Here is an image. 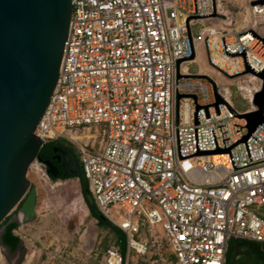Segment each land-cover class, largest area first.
Wrapping results in <instances>:
<instances>
[{
	"label": "built area",
	"instance_id": "2783aa9c",
	"mask_svg": "<svg viewBox=\"0 0 264 264\" xmlns=\"http://www.w3.org/2000/svg\"><path fill=\"white\" fill-rule=\"evenodd\" d=\"M254 1L249 14L264 17ZM71 6L58 79L34 134L42 146L75 148L96 207L124 233L125 256L111 247L102 264L145 255L144 226L160 228L174 264H224L230 239L264 243V124L241 142L247 122L231 108L243 112L218 86L225 103L208 81L185 77L205 74L190 71L202 51L223 77L256 79L252 100L264 71V44L252 32L262 35L213 23L217 0Z\"/></svg>",
	"mask_w": 264,
	"mask_h": 264
},
{
	"label": "water",
	"instance_id": "95a60500",
	"mask_svg": "<svg viewBox=\"0 0 264 264\" xmlns=\"http://www.w3.org/2000/svg\"><path fill=\"white\" fill-rule=\"evenodd\" d=\"M252 4L262 5L264 0ZM71 10V0H0V251L11 264H19L25 255L24 243L15 231L31 222L36 212L37 188L29 181L28 170L36 162L48 179V174L54 175L51 162L38 161L42 143L34 130L58 79ZM252 34L264 44V36ZM248 72L251 71L247 69L245 73ZM255 75L261 80L260 89L251 100L256 109L237 113L231 108L247 122L241 142L264 124V71ZM185 77L208 81L217 103H225L218 94L216 81L209 75ZM215 152L218 151L199 154ZM76 171L73 159L71 174ZM74 179L77 178L49 181L54 184ZM81 200L89 213L82 197Z\"/></svg>",
	"mask_w": 264,
	"mask_h": 264
},
{
	"label": "rangeland",
	"instance_id": "374dc122",
	"mask_svg": "<svg viewBox=\"0 0 264 264\" xmlns=\"http://www.w3.org/2000/svg\"><path fill=\"white\" fill-rule=\"evenodd\" d=\"M250 1L251 0H217V19H215L213 23L223 24L228 26V28L238 31L249 29L258 34L260 33L257 29L262 27L260 30L264 32V17H253L249 14L248 6ZM247 15L249 18H247ZM249 19L256 20L259 27L251 29V24L248 21ZM227 21L231 23L230 26L227 25ZM263 35L264 34H262V36ZM198 64L200 65V63L196 62L191 64L190 71L202 72ZM209 76L214 80L217 79L215 75ZM224 78L225 79H220V87L226 90L228 89L227 98L232 106L240 112L249 110L251 108V97L248 96L244 86H253V82L250 83L247 82V80ZM92 141H95L97 144L99 139L96 138ZM34 164L36 166H41L36 162ZM45 174L44 171L43 178L46 179L50 185H55L49 181ZM27 177L37 188V204L34 219L27 223L30 226L27 227L24 224L15 231V234L27 245L24 258L19 264H102V258L106 251L111 247H117L113 233L109 229L96 227L97 223L90 217L89 213H87L86 218L82 220H78L76 217H69V213L65 206L59 208L48 200L39 177L33 170H28ZM58 183L62 184V197L67 199V203L73 198V194L70 191L73 183L77 185L79 194L82 197L80 184L77 179ZM260 213L262 217H264V208L260 210ZM88 229L93 233V239L90 245L86 247L84 236ZM155 231L156 230H154V232ZM138 237L147 242V253L143 256L130 254L127 259V264H174V256L170 245L163 237L162 233H151L148 231V228L144 226ZM86 248H90V250L86 251ZM4 260L7 259L2 256L0 251V264H3L5 262ZM5 264L11 263L7 260ZM13 264L17 263L14 262Z\"/></svg>",
	"mask_w": 264,
	"mask_h": 264
},
{
	"label": "bare ground",
	"instance_id": "6f19581e",
	"mask_svg": "<svg viewBox=\"0 0 264 264\" xmlns=\"http://www.w3.org/2000/svg\"><path fill=\"white\" fill-rule=\"evenodd\" d=\"M247 18H249V16ZM252 19H249L248 20L249 23L251 24L250 28L251 29L252 28L255 29V27H259V25L257 24V21L256 20H252ZM230 24L231 23L229 21H227V25L230 26ZM261 24H263V23H261ZM260 29H262V27H260L259 29H257V31L260 33V35L264 34V32L262 30H260ZM195 62L196 63H200V65L199 64L198 65L201 67L202 72L206 73L207 75L208 74L209 75H215V77H217V79L215 80L216 81V84H217L218 87H220V85H221L220 84V79L221 78L222 79H225V78L223 76H221L218 72H216L214 69H212L211 67H209L205 63L204 54H203L202 51H199L197 53V57L195 58V61H193V63H195ZM247 82H250V83L253 82V84H254L253 86L245 85L244 86L245 88L243 87L247 91L248 96L251 97L253 91L257 88V80L254 79V78H251ZM219 89H220V92H221L222 96L227 101H229L228 98H227V90L228 89L226 90L225 88H221V87ZM32 165L30 166V169L33 170L37 174V176L39 177V180L41 182L42 188L45 191V193L47 195V198H48V200L50 202H52L55 206H58L59 208L62 207V206L63 207L65 206L66 207V210L69 213V217H76V218H78V220L79 219L82 220V219L86 218L88 211H87L84 203L81 200V196L79 194L78 187H77L76 184H74L75 182L73 183L72 187L70 188V191L73 194V198H72V200L70 202L67 203L66 202L67 199H65L64 197H62V194H63L62 193L63 192L62 184L56 182L57 184L54 183L55 185H50L46 181V179L43 178L44 170H43L42 166H36L35 164L33 166ZM155 230H156L155 232H159L161 234V230H160L159 227H156ZM92 239H93V233L91 232V230L88 229L86 231V233H85V236H84V241H85L86 247H88L90 245V242H91ZM87 250H90V248L89 249L86 248V251Z\"/></svg>",
	"mask_w": 264,
	"mask_h": 264
},
{
	"label": "trees",
	"instance_id": "16d2710c",
	"mask_svg": "<svg viewBox=\"0 0 264 264\" xmlns=\"http://www.w3.org/2000/svg\"><path fill=\"white\" fill-rule=\"evenodd\" d=\"M62 145H68V144L62 140L50 141V142L44 144L42 146L39 154H38V161L41 163H44L47 160H51V156L53 155V148L55 146H62ZM68 146L71 148V151L74 154L75 161H76V164L78 167L76 173L71 174L70 172H68L67 174H62L59 176L48 174L49 179L51 181H56L58 179L65 180V179H71V178L79 179V184H80V188H81V195H82L83 201L85 202V204L89 208L90 217L97 220V226L99 228L109 229L113 233V235L115 237V244H116L120 254L124 257L125 252H126L124 233L116 225L111 223L106 217H103L102 213L96 207V205L93 201L92 195L89 191L88 182L85 179V177L82 175L81 167L79 164V160H78V156H77V153L75 151V148L71 145H68ZM262 208H264V207H262Z\"/></svg>",
	"mask_w": 264,
	"mask_h": 264
},
{
	"label": "crops",
	"instance_id": "0c3cea01",
	"mask_svg": "<svg viewBox=\"0 0 264 264\" xmlns=\"http://www.w3.org/2000/svg\"><path fill=\"white\" fill-rule=\"evenodd\" d=\"M25 225L30 226L29 224ZM24 247L27 248L25 243ZM224 264H264V243L230 239L227 244Z\"/></svg>",
	"mask_w": 264,
	"mask_h": 264
},
{
	"label": "flooded vegetation",
	"instance_id": "af4514ba",
	"mask_svg": "<svg viewBox=\"0 0 264 264\" xmlns=\"http://www.w3.org/2000/svg\"><path fill=\"white\" fill-rule=\"evenodd\" d=\"M73 159L75 160V157L73 152L71 151V148L68 145H62L55 146L53 148V155L51 156V160L47 161L52 163L54 175L59 176L62 174H67L68 172L71 173V163ZM4 261L6 262L7 260Z\"/></svg>",
	"mask_w": 264,
	"mask_h": 264
}]
</instances>
